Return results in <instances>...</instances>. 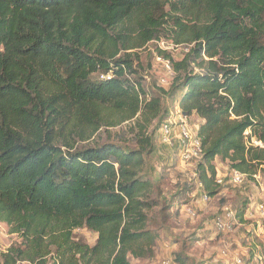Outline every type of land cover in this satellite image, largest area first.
<instances>
[{
    "label": "trees",
    "instance_id": "1",
    "mask_svg": "<svg viewBox=\"0 0 264 264\" xmlns=\"http://www.w3.org/2000/svg\"><path fill=\"white\" fill-rule=\"evenodd\" d=\"M165 40L189 50L174 60L158 47ZM149 44L171 64L181 114L197 121L202 152L188 168L196 166L200 202L231 187L215 183L216 161L249 181L264 175V147L251 142L264 144V0H0V225L19 240L1 264L154 257L143 155L146 131L159 133L168 115L165 92L148 93L134 68ZM132 120L138 150L80 145ZM250 210L257 204L246 201L235 221L248 224ZM168 260L194 264L183 251Z\"/></svg>",
    "mask_w": 264,
    "mask_h": 264
},
{
    "label": "rangeland",
    "instance_id": "2",
    "mask_svg": "<svg viewBox=\"0 0 264 264\" xmlns=\"http://www.w3.org/2000/svg\"><path fill=\"white\" fill-rule=\"evenodd\" d=\"M164 44L165 48L162 52L169 53L174 60H180L189 50L166 40ZM155 47H157L155 44H149L142 50H136L138 61H135L134 68L137 69L138 78H143V86L148 93L158 94L160 89L165 92L159 93V97L163 109L167 111L168 119L176 116V103L180 91L170 90L173 78L172 68L168 72L157 62V57L160 56L155 52ZM137 75L132 78L135 79ZM104 113L108 114L109 111ZM109 119L117 120L114 116ZM185 121L191 128L197 126L193 116L186 117ZM154 128L151 127L146 131L147 135H151L152 149L150 148L151 152L149 149L143 155L142 173L153 183L152 199L156 202V206L148 213V222L157 231L159 237L152 259L136 260L129 257L130 262L156 264L163 259H172L174 253L183 251L194 264H233V256L238 255L247 263L251 253L263 252L264 238L259 239L253 235L252 229L258 232L253 220H248L249 224L246 221L243 224L235 221L230 231L218 233L213 225V219L223 214L224 207L236 212L246 201L261 203L264 199V191H260L261 188L264 189V175L261 174L262 187L260 188L257 185L241 188L224 187L222 195L214 196L204 205L200 202V190L197 188L196 166L180 170L177 157L160 142L158 130L154 131ZM140 138L139 130L134 127V120H132L114 127H103L87 142L80 145L113 144L123 149L138 150ZM215 167L219 177L229 173L226 166L219 161L215 162ZM186 208L194 212L195 218L190 219L186 216ZM257 232L254 233L257 235ZM74 235L89 245H93L96 239L95 234L85 230H78ZM6 236L4 240L2 238L0 240L2 245L4 243L9 247L19 242L15 235L7 233ZM184 245L186 248L182 247ZM222 251L228 252L227 257L222 256ZM247 251H250V254H246ZM51 263L48 259L47 264Z\"/></svg>",
    "mask_w": 264,
    "mask_h": 264
},
{
    "label": "built area",
    "instance_id": "3",
    "mask_svg": "<svg viewBox=\"0 0 264 264\" xmlns=\"http://www.w3.org/2000/svg\"><path fill=\"white\" fill-rule=\"evenodd\" d=\"M164 42L158 43V47L162 50L165 48ZM157 62L161 64L168 72L171 71V64L169 60H165L161 57H157ZM176 116L169 117L167 120H165L159 127V138L160 142L167 146L168 148L175 149L176 156L178 159V162L180 164L181 169H186L191 165L194 161L199 159L201 157V145L198 138H196V135L194 134L193 130L187 124L185 121V116H183L178 106L176 107ZM248 134L247 132L245 133ZM252 144L255 147H264V144L251 140ZM251 181L248 180V176L245 174H242L238 171H230L227 175L223 177H218L215 180V183L218 186H224V185H230L231 187L238 188L242 187L245 184H250L251 186L257 185L259 188L262 187L261 185V174L259 171H257L255 174H253L251 177ZM197 188L202 189V184L197 182ZM261 192L264 191L263 188L260 189ZM201 200L203 203H206L208 201V197L205 193L201 194ZM185 214L188 218L193 219L195 218L194 212L186 208ZM247 220H253L255 223V227L258 230V232L252 229L253 235L256 238L261 239L264 238V199L261 201V203L257 204V210L253 212L250 210L248 214L246 215ZM235 222V212L232 211L228 207L223 208V214L216 216L213 219V225L215 227V230L218 233L222 232H228L231 230L232 223ZM250 223V221H249ZM248 223V224H249ZM257 232V235L255 233ZM6 231L3 229V227L0 225V240L1 238L4 240L6 236ZM7 238V236H6ZM10 247V246H9ZM4 243L3 245L0 243V260L1 255L5 254L9 248ZM252 253L251 262H245L239 255L233 256L232 263L233 264H264V251H257ZM250 253V251H247L246 254ZM222 256L227 257L228 252L222 251ZM1 264V263H0ZM156 264H171L168 259H163L160 262H157Z\"/></svg>",
    "mask_w": 264,
    "mask_h": 264
},
{
    "label": "crops",
    "instance_id": "4",
    "mask_svg": "<svg viewBox=\"0 0 264 264\" xmlns=\"http://www.w3.org/2000/svg\"><path fill=\"white\" fill-rule=\"evenodd\" d=\"M177 107V106H176Z\"/></svg>",
    "mask_w": 264,
    "mask_h": 264
}]
</instances>
